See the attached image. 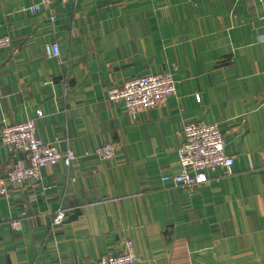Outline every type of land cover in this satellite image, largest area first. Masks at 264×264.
Listing matches in <instances>:
<instances>
[{"label": "crops", "instance_id": "0c3cea01", "mask_svg": "<svg viewBox=\"0 0 264 264\" xmlns=\"http://www.w3.org/2000/svg\"><path fill=\"white\" fill-rule=\"evenodd\" d=\"M38 1L0 0L11 39L0 48V128L34 118L42 141L76 158L0 196V264H96L126 238L134 264H264V0H53L21 11ZM51 42L59 54L48 57ZM159 72L175 93L136 118L109 99ZM188 121L216 123L234 158L195 187L160 179L180 172ZM107 142L112 158L91 154ZM17 158L0 133V176Z\"/></svg>", "mask_w": 264, "mask_h": 264}, {"label": "built area", "instance_id": "2783aa9c", "mask_svg": "<svg viewBox=\"0 0 264 264\" xmlns=\"http://www.w3.org/2000/svg\"><path fill=\"white\" fill-rule=\"evenodd\" d=\"M53 0H40L32 6L24 7L22 12L34 14ZM11 43L8 35H0V48ZM48 57L57 56L59 47L56 42L44 45ZM176 80L171 73H144L125 81L119 87L108 90L110 100H122L125 111L136 118L142 110L154 108L159 102L175 93ZM200 102V95L196 96ZM184 140L178 148V162L180 172L177 174H163L160 179L174 182L185 187L200 186L208 181L207 171L215 167H222L229 171L234 163L232 155L226 153V140L216 123H201L188 121L183 125ZM1 141L12 157L18 158L12 162L11 168L4 176H0V196L7 193L10 185H21L28 180L41 178V169L47 165L62 162L70 167L76 158L73 149L61 151L56 143L44 142L35 132V119L27 118L18 123L3 121L0 128ZM116 147L112 143L97 146L91 154L101 159L112 158ZM20 154L28 159L25 164ZM264 159V152L262 153ZM23 215V214H22ZM53 225L63 222L65 216L62 209L54 215ZM21 219H12L10 225L14 229L20 228ZM116 253L102 255L96 264H134L137 255L132 241L126 238ZM73 264V263H70ZM76 264V263H74Z\"/></svg>", "mask_w": 264, "mask_h": 264}]
</instances>
